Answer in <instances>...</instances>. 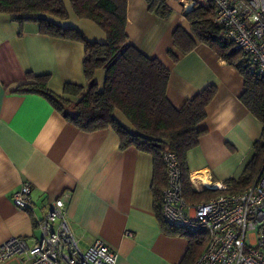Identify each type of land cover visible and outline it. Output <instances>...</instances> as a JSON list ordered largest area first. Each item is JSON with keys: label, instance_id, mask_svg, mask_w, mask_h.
<instances>
[{"label": "crops", "instance_id": "crops-1", "mask_svg": "<svg viewBox=\"0 0 264 264\" xmlns=\"http://www.w3.org/2000/svg\"><path fill=\"white\" fill-rule=\"evenodd\" d=\"M62 2L67 18L48 19L74 27L91 42L106 41L94 22L77 17L69 0ZM167 5L171 12L163 19L146 0H127L128 42L169 70L166 97L175 108L206 86H215L206 116L198 123L206 133L188 151L187 166L197 191L204 190L199 175L212 184H230L252 160L264 124L242 103L244 79L235 67L203 43L186 54L173 46L175 29L189 31L190 26L182 2L168 0ZM83 57L81 43L42 35L36 23L20 24L0 12V244L17 236L33 243L40 236L37 220L61 198L82 249L101 240L116 253L115 264H180L188 240L161 227L152 188L153 156L133 146L120 149L111 128L78 129L40 94L14 91L26 82L27 73L49 75L47 88L58 95L66 83L85 86ZM104 76L103 69L95 71L99 89ZM113 115L134 133L121 112ZM24 181L31 184L28 210L11 201ZM127 231L132 235L126 236Z\"/></svg>", "mask_w": 264, "mask_h": 264}, {"label": "trees", "instance_id": "trees-1", "mask_svg": "<svg viewBox=\"0 0 264 264\" xmlns=\"http://www.w3.org/2000/svg\"><path fill=\"white\" fill-rule=\"evenodd\" d=\"M75 15L94 22L106 34L103 43L91 42L71 26H61L46 16L66 19L62 0H0V12L23 24L38 25L39 33L49 37L79 42L84 47L82 62L85 86L66 83L63 95L47 88L49 75L26 74V82L15 92L37 93L45 97L53 108L78 129L91 132L111 128L119 138V147L129 146L153 156L155 182L153 193L155 210L161 227L169 235L188 240V248L180 264H193L203 252L208 236L205 230L184 231L164 223L161 216V194L166 184L162 153L172 151L179 162L182 190L188 203L214 197L223 190L192 187L187 166L188 151L196 148L206 133L198 123L206 116V106L213 99L216 88L206 86L180 108L171 105L166 97L169 70L157 59L149 58L127 39V0H69ZM149 9L166 19L170 14L168 0H146ZM181 2V0H175ZM185 12L190 29L177 27L173 32V46L182 54L190 52L198 43L209 46L220 59L235 67L244 79L241 101L264 124V77L250 70L242 52L224 37L214 22L215 6L210 0H193ZM172 55V53H170ZM97 69L105 72L101 89L94 79ZM121 112L133 132L113 115ZM264 165V129L254 144V155L237 179H229L230 192L252 185Z\"/></svg>", "mask_w": 264, "mask_h": 264}, {"label": "built area", "instance_id": "built-area-1", "mask_svg": "<svg viewBox=\"0 0 264 264\" xmlns=\"http://www.w3.org/2000/svg\"><path fill=\"white\" fill-rule=\"evenodd\" d=\"M210 1L215 6L214 22L224 37L242 52L250 70L264 77V0ZM181 2L185 13L194 1ZM162 162L166 176L161 194L162 220L172 228L207 232L206 246L193 264H264V165L249 187L230 192L232 186L221 182L218 188L209 189L223 193L190 204L183 195L176 155L164 151ZM190 181L196 186L191 176ZM11 201L20 209H30L31 184L22 182ZM37 226L40 236L31 244L18 236L0 244V264L116 263V253L101 240L85 249L79 246L61 198L50 203ZM125 235L132 234L127 231Z\"/></svg>", "mask_w": 264, "mask_h": 264}, {"label": "bare ground", "instance_id": "bare-ground-1", "mask_svg": "<svg viewBox=\"0 0 264 264\" xmlns=\"http://www.w3.org/2000/svg\"><path fill=\"white\" fill-rule=\"evenodd\" d=\"M207 176V175H206ZM199 178L201 179V181L202 182H200V185L201 186H212V187H214V188H218V186H220V184L218 183V184H212V183H209L208 182V180H207V178L205 177V176H203V175H199ZM195 182V181H194ZM195 184H197V183H195Z\"/></svg>", "mask_w": 264, "mask_h": 264}, {"label": "rangeland", "instance_id": "rangeland-1", "mask_svg": "<svg viewBox=\"0 0 264 264\" xmlns=\"http://www.w3.org/2000/svg\"><path fill=\"white\" fill-rule=\"evenodd\" d=\"M187 1V0H186Z\"/></svg>", "mask_w": 264, "mask_h": 264}]
</instances>
